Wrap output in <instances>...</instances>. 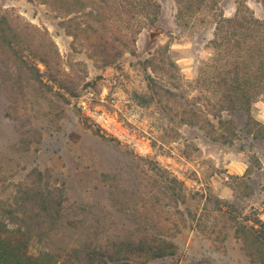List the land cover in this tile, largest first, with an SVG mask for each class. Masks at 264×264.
<instances>
[{"label": "rangeland", "instance_id": "rangeland-1", "mask_svg": "<svg viewBox=\"0 0 264 264\" xmlns=\"http://www.w3.org/2000/svg\"><path fill=\"white\" fill-rule=\"evenodd\" d=\"M154 1L0 0V235L42 264L161 233L176 253L139 264H260L236 226L264 221V72H214L209 11Z\"/></svg>", "mask_w": 264, "mask_h": 264}, {"label": "trees", "instance_id": "trees-1", "mask_svg": "<svg viewBox=\"0 0 264 264\" xmlns=\"http://www.w3.org/2000/svg\"><path fill=\"white\" fill-rule=\"evenodd\" d=\"M47 1L53 5H58V0ZM130 1V4H134L133 10L141 14L140 16L146 17L147 20L152 17L156 7H158L154 0ZM258 1L264 6V0ZM176 2L178 4L177 16L181 20L189 19L198 10L209 11V15L214 19L215 32L211 44L214 50L218 51L217 57L214 58L216 63L214 72L220 71V69V72H241L244 69L246 72H252L251 68L255 66L260 68L257 72H264V18L254 16L249 7L242 4L232 17H226L216 5H209L208 0H176ZM59 7L67 10L68 4L63 2ZM135 20L140 25L141 18L137 19L136 17ZM7 42L11 44L10 40ZM223 60L225 61L223 65L228 66L227 69L220 66V62ZM250 63H253L254 66H251ZM230 64L233 65L232 70H229ZM230 79L226 77L225 81L232 82L233 79ZM95 132L101 137L107 138L101 134L100 130L97 129ZM40 194H43L41 190L37 196ZM49 194L50 192L40 196L44 206L49 203ZM19 231L21 232V230ZM236 234L243 239L249 254L253 257L257 254V260L260 264H264V221L256 219L253 220L252 224L238 222ZM27 240L29 243V238ZM25 244L24 233L11 235L7 234L6 231L3 232V235H0V264H42L40 258L30 252ZM119 244L122 248L113 253L102 252L99 254L96 250L89 251L88 264H94L96 259L101 260L103 264H139L136 260L139 250L146 254L149 259L165 258L176 253L175 242L162 233L147 234L138 239L119 242ZM120 250L124 251L125 255L120 254Z\"/></svg>", "mask_w": 264, "mask_h": 264}]
</instances>
